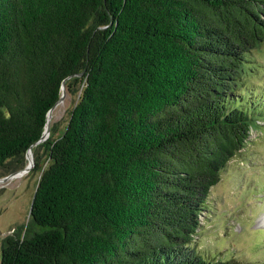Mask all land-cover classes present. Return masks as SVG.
<instances>
[{
	"label": "trees",
	"instance_id": "trees-1",
	"mask_svg": "<svg viewBox=\"0 0 264 264\" xmlns=\"http://www.w3.org/2000/svg\"><path fill=\"white\" fill-rule=\"evenodd\" d=\"M263 41L264 0H0L5 172L61 83L80 88L62 132L31 147L28 221L1 237L0 264H244L194 239L257 125L241 66Z\"/></svg>",
	"mask_w": 264,
	"mask_h": 264
},
{
	"label": "rangeland",
	"instance_id": "rangeland-1",
	"mask_svg": "<svg viewBox=\"0 0 264 264\" xmlns=\"http://www.w3.org/2000/svg\"><path fill=\"white\" fill-rule=\"evenodd\" d=\"M246 55L250 63L241 66L242 81L250 92L248 96L257 97V125L209 188L194 245L203 257L264 264V103L260 104L264 102V41ZM64 91L63 99L52 110V136L59 135L66 126L80 88L64 86ZM32 155L34 160L33 151ZM31 168L0 182V246L1 237L14 226L27 224L38 178V172H31ZM8 173L0 167V177Z\"/></svg>",
	"mask_w": 264,
	"mask_h": 264
},
{
	"label": "water",
	"instance_id": "water-1",
	"mask_svg": "<svg viewBox=\"0 0 264 264\" xmlns=\"http://www.w3.org/2000/svg\"><path fill=\"white\" fill-rule=\"evenodd\" d=\"M64 83L62 82L61 83V94L59 96V98L57 99V101L49 108V110L47 111L46 113V120H45V125H44V129H43V132L41 134V136L39 137L38 140H36L35 142H33L28 148L27 150L25 151V158L27 160V163L20 169H17V170H13L11 172H9L8 174L0 177V182H3V181H6L8 178L10 177H14V176H17L25 171H28L34 160H33V155H32V149L31 147L35 144H37L38 142L44 140L45 138H47L48 134H49V119H50V113L51 111L53 110V108L63 99L64 97ZM31 209V205H30V208H29V211Z\"/></svg>",
	"mask_w": 264,
	"mask_h": 264
},
{
	"label": "bare ground",
	"instance_id": "bare-ground-1",
	"mask_svg": "<svg viewBox=\"0 0 264 264\" xmlns=\"http://www.w3.org/2000/svg\"><path fill=\"white\" fill-rule=\"evenodd\" d=\"M51 117H52V111H51V113H50L49 124H50ZM49 131H50V130H49ZM261 220L264 221L262 218H261Z\"/></svg>",
	"mask_w": 264,
	"mask_h": 264
}]
</instances>
